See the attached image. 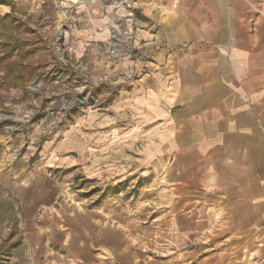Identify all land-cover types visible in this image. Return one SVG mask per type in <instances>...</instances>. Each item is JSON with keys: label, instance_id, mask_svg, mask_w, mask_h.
Returning <instances> with one entry per match:
<instances>
[{"label": "crops", "instance_id": "1", "mask_svg": "<svg viewBox=\"0 0 264 264\" xmlns=\"http://www.w3.org/2000/svg\"><path fill=\"white\" fill-rule=\"evenodd\" d=\"M48 4L0 3V19L42 21ZM95 6L57 17L62 35L105 38ZM138 15L156 67L121 96V121L78 115L20 156L0 125V192L24 251L14 262L264 264V0L143 1ZM9 93L0 68V104ZM81 168L139 191L88 205L63 174Z\"/></svg>", "mask_w": 264, "mask_h": 264}, {"label": "rangeland", "instance_id": "2", "mask_svg": "<svg viewBox=\"0 0 264 264\" xmlns=\"http://www.w3.org/2000/svg\"><path fill=\"white\" fill-rule=\"evenodd\" d=\"M89 1L92 0H45L49 9L42 21L13 16V20L0 22V56L8 54L1 68L10 92L0 104L1 117L6 115L0 125L13 124L17 129L11 133V140L21 147L15 151L18 156L28 144L38 146L54 131L69 126L78 115L113 114L121 121V110L115 107L121 96L130 94L156 67L152 51L143 47L134 25L143 1L150 0H93L106 37L90 42L80 36L62 35V24L56 18L64 12V21L69 25L77 17L74 6ZM52 31L57 34L48 38L46 33ZM64 171L70 178V188L88 205L106 202L107 190L139 191V184H128L127 180L105 188L102 178H95L86 168ZM118 201L112 200L110 205L116 206ZM143 205L149 208L150 201ZM15 209L12 197L0 192V264H16L15 258L24 255L22 248H12L20 237V217Z\"/></svg>", "mask_w": 264, "mask_h": 264}, {"label": "trees", "instance_id": "3", "mask_svg": "<svg viewBox=\"0 0 264 264\" xmlns=\"http://www.w3.org/2000/svg\"><path fill=\"white\" fill-rule=\"evenodd\" d=\"M0 3H4V4H9L10 3V0H0ZM9 19H14V17L12 16V15H10V14H8V15H5V16H3V17H1V19H0V22H1V20H9ZM8 56V54L7 55H1L0 56V68H1V62L6 58ZM1 70H2V68H1ZM5 83H6V81H5Z\"/></svg>", "mask_w": 264, "mask_h": 264}, {"label": "built area", "instance_id": "4", "mask_svg": "<svg viewBox=\"0 0 264 264\" xmlns=\"http://www.w3.org/2000/svg\"><path fill=\"white\" fill-rule=\"evenodd\" d=\"M150 1H153V0H150ZM5 117H6V115L3 116V117H1V115H0V119L1 118H5ZM1 127H2L3 131H5L7 133H13L14 130H17V129L14 128V125L13 124H9L8 126L3 124Z\"/></svg>", "mask_w": 264, "mask_h": 264}, {"label": "bare ground", "instance_id": "5", "mask_svg": "<svg viewBox=\"0 0 264 264\" xmlns=\"http://www.w3.org/2000/svg\"><path fill=\"white\" fill-rule=\"evenodd\" d=\"M74 1H76V0H74Z\"/></svg>", "mask_w": 264, "mask_h": 264}]
</instances>
